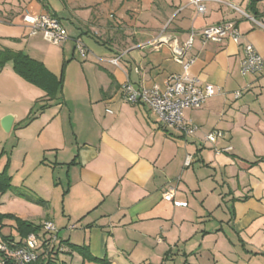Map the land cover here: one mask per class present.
<instances>
[{
    "label": "crops",
    "instance_id": "obj_1",
    "mask_svg": "<svg viewBox=\"0 0 264 264\" xmlns=\"http://www.w3.org/2000/svg\"><path fill=\"white\" fill-rule=\"evenodd\" d=\"M65 1L61 10L44 2L26 4L18 17L37 11L59 18L69 34L62 53L66 47L73 55L79 52L76 43L84 36L104 45L92 50L83 42L87 53H79L92 56L81 66L88 95L69 110L70 136L55 130V144L43 148L41 164H46L48 149H55L54 171H63L62 211L46 199L43 206L13 193L41 209L13 214L0 203V214L35 224L53 221L65 247L60 261L68 264H264V73H241L242 44L204 40L200 34L211 24L233 21L242 43H252L264 58V0L256 8L252 0H204V13L190 0ZM193 31L185 56L194 59L188 73L222 92L199 108L184 110L185 119L199 126L185 136L180 127H162L145 104L127 101L123 84L165 88L171 75L184 71L171 43L187 41ZM27 36L29 52L46 41L42 34ZM22 51L65 81L66 68L57 73L46 64L49 57L41 60ZM113 58H119L118 64ZM237 90L242 91L239 98ZM56 100L60 109L40 112L49 117L44 128L63 110L60 95ZM12 113L11 129L19 121ZM213 129L223 130L224 136L205 141ZM226 146L232 149L216 151ZM187 154L193 160L186 167ZM170 187L174 198L166 200L163 193ZM70 223L77 226L71 229ZM6 225L12 229L9 235L2 234ZM0 233L22 239L13 219L0 220ZM75 246L87 247V257Z\"/></svg>",
    "mask_w": 264,
    "mask_h": 264
},
{
    "label": "rangeland",
    "instance_id": "obj_2",
    "mask_svg": "<svg viewBox=\"0 0 264 264\" xmlns=\"http://www.w3.org/2000/svg\"><path fill=\"white\" fill-rule=\"evenodd\" d=\"M43 2L55 10L66 7L65 0H0V47L22 49L41 60L43 56H47L49 60L47 59L46 64L57 73L66 68L65 81L63 76V90L59 94L61 101L64 102L61 106L63 110L48 128L42 126L45 121L49 120V117L41 115L40 112L46 107L60 109L55 105L58 101H50L47 96H43L42 88L17 73L12 61L6 62L0 69V171L6 169L12 178V189L0 192V203L4 204L7 212L13 214L32 215L36 213L35 209H41L38 204L15 197L13 193L23 194L34 200L46 199L56 211L59 213L62 211V192L65 181L62 180L61 185L59 178L63 176V171L60 167L54 171L53 164L56 159L53 153L55 149H48L46 164H41L42 161L44 162L43 148L47 149L49 143L55 144V136L52 135L55 130L61 134L64 132L65 135L71 133L68 122L69 110L76 108L75 103L88 95L81 66L86 59H91L92 56L82 57L79 52L73 55L72 48L68 47L62 53L61 45L57 46L42 40L39 42L40 47L32 52L26 49L31 38L27 36L29 30L23 27L25 24L22 18L18 19L19 13L26 4L35 3V5L42 6ZM29 13L41 14L37 11ZM83 42L92 50L93 46L104 47L101 43L94 41V38L87 36H84ZM3 112H8V115H13L12 112L17 113L19 121L10 131H5L2 127ZM63 154H60L62 158L68 156ZM185 169L186 167L183 168ZM180 178H182V172L176 176L175 183ZM219 211L216 212L217 216L221 214ZM225 211H227L226 207ZM11 231V226L6 225L3 227L2 234L9 235ZM73 264L76 263L73 262Z\"/></svg>",
    "mask_w": 264,
    "mask_h": 264
},
{
    "label": "built area",
    "instance_id": "obj_3",
    "mask_svg": "<svg viewBox=\"0 0 264 264\" xmlns=\"http://www.w3.org/2000/svg\"><path fill=\"white\" fill-rule=\"evenodd\" d=\"M199 13L206 11L204 0H190ZM22 21L29 28L30 35L42 34L44 39L54 45H62L69 39L67 29L62 25L59 18L51 13L31 14L25 12ZM200 34L204 40L222 42L228 38L238 44H242L243 57L240 70L243 75L264 73V58L258 49L250 42H243V34L237 24L233 21H222L204 27ZM195 32L183 43L172 41L174 59L182 64L183 73L173 74L169 77L165 88L158 85L152 87H136L130 82L123 84V92L127 101L131 103H143L152 110L162 127H180L185 136L194 135L199 126L184 117L187 108H199L208 98L222 92L221 87L201 82L197 77L191 76L188 71L194 59H185L186 53L192 48ZM168 42V41H167ZM76 47L84 56L87 53L86 45L77 40ZM118 64L119 58L111 60ZM236 98L241 97L242 91L234 92ZM224 136L221 129H213L205 134V141L215 143ZM232 146L217 148V152H227ZM193 155L187 154L185 166L192 163ZM180 180V179H178ZM175 188L170 187L163 193L166 200H173ZM41 230L32 232L21 240L5 238L0 233V264H27L31 261L44 259H55L61 256L65 247L59 236V228L51 220H44ZM76 223L69 228L74 229Z\"/></svg>",
    "mask_w": 264,
    "mask_h": 264
},
{
    "label": "trees",
    "instance_id": "obj_4",
    "mask_svg": "<svg viewBox=\"0 0 264 264\" xmlns=\"http://www.w3.org/2000/svg\"><path fill=\"white\" fill-rule=\"evenodd\" d=\"M258 0L251 1V7L256 8ZM12 61L14 69L17 73L23 76L26 80L41 87L46 92L48 100H56L59 94L63 90V77L57 76L50 71L43 62L31 57L29 54L22 50H12L10 48L0 49V69L6 64V62ZM12 188V178L4 169L0 171V192H6ZM23 195V194H21ZM36 202L47 206L48 202L45 199L38 198ZM13 219L16 224V230L18 234L25 238L32 232H38L41 230V224H35L31 221L21 219L13 214H0V220ZM5 238H12L6 237ZM76 250L81 252L85 257L88 255L87 247L75 246ZM8 264H14L12 262ZM27 264H68L60 261V257L55 259L40 258L35 261H31Z\"/></svg>",
    "mask_w": 264,
    "mask_h": 264
},
{
    "label": "water",
    "instance_id": "obj_5",
    "mask_svg": "<svg viewBox=\"0 0 264 264\" xmlns=\"http://www.w3.org/2000/svg\"><path fill=\"white\" fill-rule=\"evenodd\" d=\"M13 120H14L13 115H6L2 119L1 124H2V127L4 128L5 131H10L11 130V127L13 125Z\"/></svg>",
    "mask_w": 264,
    "mask_h": 264
}]
</instances>
